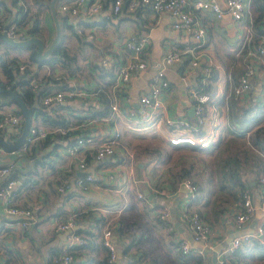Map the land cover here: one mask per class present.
Masks as SVG:
<instances>
[{
	"label": "crops",
	"instance_id": "crops-1",
	"mask_svg": "<svg viewBox=\"0 0 264 264\" xmlns=\"http://www.w3.org/2000/svg\"><path fill=\"white\" fill-rule=\"evenodd\" d=\"M4 2L11 10L17 6L4 21V26L13 19L16 23L26 21L31 27L33 15L39 12L41 34H32L28 30L26 38L40 36L48 47L57 31L51 8L44 7L36 0H18L16 5L12 0ZM111 2L103 0L100 10L84 21L87 28L94 30L93 38H84L74 32V14L56 11L63 33L60 39L63 36L62 43L68 55L63 58L57 56L53 64L31 61L32 79L45 92L70 86L82 90L79 95L67 96L60 105L50 104L52 113L59 119H65V124L71 127L68 131L70 138L86 133L96 139L102 138L118 127L127 146H121L105 160L88 158L89 169L96 179L86 188L78 184L77 178L87 169L80 167L79 157L60 152L66 140L56 138V132L36 139L33 149L29 150V158L22 150L8 151L0 146V164L15 162L10 175L21 179L16 186L13 203L35 205L37 216L33 224L24 227L18 217L5 212L6 198L0 196V264H53L55 260L61 261L65 247L69 246L73 260L66 264H107L109 250L103 242V232L107 226L112 228V238L117 248L116 259L110 264H196L197 257H201L205 264H219L218 256L238 236L243 237L242 243L228 256L238 264H264V234L260 235L257 231L264 224L259 183L260 176L264 175L263 161L254 152L256 160H252V166L245 161L239 166L245 170L243 177L249 182L250 186L247 187L256 205L254 213L242 224L236 220L242 205L239 191L235 188L231 195H226L219 186L215 189L209 186V180H215L217 185L220 178H225L222 159L226 155L221 151L215 159L213 154L217 149L239 147V136L245 137L251 144V129L240 130L234 123L233 112L242 114L245 106H249L252 108L249 113L255 114L259 111V103H264V95L260 93L263 76L259 70L257 90L246 91L243 95H238L234 90L246 64L256 61L251 49L256 41L255 36L243 49L240 48L248 24L252 25L253 33H257L259 21L256 22L255 18L258 13L256 5L252 3V23L248 16L239 20L230 13L217 17L211 10L200 11L199 18L208 27V33L199 50L214 61L213 75L216 76V80L210 76L206 81L215 83L216 91L201 126L204 132L213 136V142L211 146L201 148L186 143L172 144L171 136L185 133L188 129L165 120L167 116H195L190 88L197 84L199 77L197 68L189 65L194 51L186 50L194 41L185 29L173 26L175 16L168 11H154L148 5H138L133 8L129 6L128 12L123 10L114 14ZM145 31L149 32L151 43L140 56L148 61L147 67L140 69L124 86L115 88L118 65L132 57L124 38L138 36ZM5 46L12 55L29 61L30 48L1 43L0 50ZM171 49L182 50L183 57L164 66L170 86L163 93L164 105L159 109V120L141 124L126 113L109 116L113 88L115 97L124 109L137 106L140 94L150 90L152 75L162 66L164 54ZM4 77L0 67V78ZM92 90L96 93L93 94ZM105 94L109 101L102 99ZM17 106L18 103L12 98L0 101V108L16 110ZM103 109L108 112L96 113ZM258 122L264 123V116ZM32 123L50 129L57 126L40 118L36 121V109ZM16 130L10 123L0 127L4 137L13 140L20 134L15 138ZM229 130L232 131L231 136L225 134ZM55 142L58 145L54 150ZM134 150V156L130 157L129 151L134 153ZM36 153L38 157H31ZM132 159L135 167L133 173L129 169ZM192 163L193 178L202 180L204 186L196 192L195 197L190 196V190L181 180L178 179L176 186L172 182L181 175L184 166ZM252 170H258V173L250 172ZM111 173L115 175L110 176ZM64 179L68 180L69 185L60 190L57 185ZM147 188L155 195L146 193ZM139 191L144 196H140ZM165 209L169 210L167 223L159 216ZM192 209L201 210L203 217L213 225L207 241L196 240L193 236L186 218L187 212ZM69 217L74 218L73 227L60 228L58 223ZM71 232L84 235L85 242L70 244ZM180 240L189 242L191 254L182 253L178 243Z\"/></svg>",
	"mask_w": 264,
	"mask_h": 264
},
{
	"label": "built area",
	"instance_id": "built-area-1",
	"mask_svg": "<svg viewBox=\"0 0 264 264\" xmlns=\"http://www.w3.org/2000/svg\"><path fill=\"white\" fill-rule=\"evenodd\" d=\"M125 0H112L111 7L114 14L120 13ZM254 0H224L221 3L219 0H129V6L131 8L138 5H148L154 11H168L175 16L173 26L179 29H185L190 38L194 41L193 44L187 46L186 50L194 51L193 56L189 61V65L197 68L198 81L197 84L190 88V95L194 106V118L167 116L165 120L169 124H176L187 128V132L175 134L170 137L172 144H190L197 145L201 148H207L212 145L213 136L208 133L195 134V132L201 129V126L205 118V103L209 101L210 93L200 89V84L206 83L208 78L214 74L215 67L214 61L209 58L205 52L200 51L205 42V36L208 33V27L200 20L199 14L201 10H211L217 17H222L225 13H230L234 18L242 20L243 17L248 16L249 22H253V5ZM22 4V3H21ZM103 5V0H59L55 4L57 12H70L75 15L73 22V28L76 32L84 38H93L95 36L94 30L87 28L84 25V21L89 16L95 14L100 10ZM22 10H26L23 8ZM23 15H21L22 17ZM8 27L4 26V23L0 24V31L7 30V33L12 36H18L23 39L28 36V30L30 25H25L24 28L18 27L19 22H14L11 19L8 22ZM260 29L257 32L259 38L256 39L254 46L251 47L255 54L256 61L248 62L245 69L240 73L237 82L234 85V90L238 95H243L246 91L257 90V72H261L263 76V89L260 91L264 95V14L261 16L259 21ZM255 34L252 30V25L248 24L246 34L242 39L243 49ZM125 45L132 52V57L125 60L118 65V75L115 88L117 86H124L131 77L138 73L140 69L147 67L148 61L140 56V53L149 46L151 43L149 32L145 31L140 33L138 36H127L124 38ZM199 50V51H198ZM196 51V52H195ZM198 51V52H197ZM182 50L171 49L167 51L162 58V66L155 71L152 75L151 88L148 92H144L139 96V103L137 106L124 107L119 103V99L115 97V88L111 93L112 99L110 103L109 116H120L122 113H126L130 118L141 124H146L148 121L153 119L159 120V109L164 105L163 93L170 86V80L165 72V64L171 63L175 60L182 59ZM107 62L108 60L105 59ZM24 63L20 64V68L24 69ZM33 86L37 89L40 85L37 81L32 82ZM82 93V90L76 86H70L66 89H57L47 91L43 95V102L46 104L60 105L63 103L67 96H75ZM95 94L96 91L92 90ZM10 123L17 130L14 132L15 138L21 131L23 126V115L18 113L16 110H7L0 108V127H4ZM71 127L58 125L50 129L37 123H32L29 129V133L26 137L25 142L18 152L21 150H27L32 147V144L36 139L45 137L50 132L61 131L67 133ZM13 133V132H12ZM122 131L120 128L115 127L111 132L104 135L102 138H95L93 135L83 134L77 137L75 142L62 145L60 152L64 154H70L72 156L79 157V165L82 169L86 170L80 174L77 178L79 185L84 188L88 187L92 183L96 176L92 170L89 169L88 158L93 160L101 161L105 160L110 155L116 153L121 145ZM20 150V151H19ZM129 156H134V153L129 151ZM134 159L131 160L129 169L133 173ZM15 165V162H4L0 164V196L6 198L7 205L5 206V212L14 214L19 218V222L24 226L28 227L37 220L35 205H19L13 203V196L16 195V186L21 183V179L13 177L10 172ZM115 175L111 173L110 176ZM182 183L190 190L191 197L196 195L197 186L192 182L191 179L185 178ZM261 199L260 207L264 212V175L259 178ZM69 185L67 179L62 180L57 185V188L64 190ZM140 196H144L142 191H139ZM256 205L253 202V195L250 189L244 190L243 201L240 210L236 214V220L238 224H242L254 213ZM169 214V210L165 209L159 213L162 220L167 223L166 217ZM187 223L192 228L193 236L196 240L207 241L212 234L213 225L205 220L198 210H190L186 214ZM74 225V218L69 217L67 220L59 222L58 226L62 229H71ZM2 227L0 226V233ZM260 235L264 234V224H261L258 229ZM112 228L107 226L103 232V242L107 246L110 252L109 261L114 262L117 255V248L113 241ZM243 237H236L233 239L232 244L229 248L224 250L217 258L219 264H238L236 261L228 256L229 252L235 251L242 243ZM85 242L84 235L71 232L70 233V244H82ZM180 250L183 254L189 255L192 252L190 244L187 240H180L178 242ZM69 247H65L64 255L61 261L55 260L53 264H66L72 261L73 255L68 250ZM196 264H205L200 261Z\"/></svg>",
	"mask_w": 264,
	"mask_h": 264
},
{
	"label": "trees",
	"instance_id": "trees-1",
	"mask_svg": "<svg viewBox=\"0 0 264 264\" xmlns=\"http://www.w3.org/2000/svg\"><path fill=\"white\" fill-rule=\"evenodd\" d=\"M36 1L39 2L40 4L44 5V7H47V8L50 7V0H36ZM12 3L13 4L18 3V0H12ZM254 5H256L255 8L258 10V13L255 14V16H256L255 18H256V22H257V21H260L261 16L264 14V0H255ZM3 8H4L5 14L3 13ZM21 8H22V6L19 5V9H21ZM128 9H129V0H125L124 4H123V8L121 11L125 10L126 12H128ZM138 9L139 8L137 7L136 10H138ZM129 12H131V11H129ZM11 14H12V10L7 7L4 0H0V24L4 23V21H6V19H8ZM33 20H34V23H33V26L31 25V27L29 28V33H32V34L37 33L40 35L41 34L39 32L40 31V25H39L40 24V17H39L38 11H36L35 15H33ZM26 24H27V22L23 21V22H19L18 26H22V28H24ZM259 29H260V27H257V32L259 31ZM73 30H74V28H73ZM74 32L77 33L76 30H74ZM62 35H63V33H62ZM255 37H256V39L259 38L258 33L255 34ZM62 41H63V36H62V39H60L56 48L47 57H45L41 60L36 57V43H34V42L24 45V47L30 48V50H31L30 55H29V61L20 60V58L18 56L12 55L10 53L8 47H6V46L4 47L3 50H0V67H1L2 72L5 75L4 78H0V85L13 87L18 93H20V95L22 96V98L24 99V101L27 104H29V105L35 104L36 105V121H38V118H40L41 121L50 122V123L57 125V126L58 125L65 126L67 124V121L65 119L64 120L59 119V117L54 115L52 113V111L50 110L51 105L43 102L42 96L46 93L45 92L46 90L45 89L42 90V88L36 89L33 86V84L31 83L32 78L34 77L33 70L31 67V61L40 62V63L48 62V63L53 64L57 61V56H60L61 58L65 57L66 55H68V51L63 46ZM1 43H5L6 45L10 46V44L8 42L4 41L3 39H0V45H1ZM21 63H26L24 69L20 68ZM211 76H212L211 79L216 80L215 75L212 74ZM51 80L54 81V79H51ZM200 89L210 93L211 98L209 99L208 102L205 103V113H206L207 106L211 102V100L215 94V91H216L215 83L209 81L207 83L200 84ZM10 98H11L10 93H8L6 91L0 92V101H3L5 99L9 100ZM102 99L109 101L106 94L104 95V97L102 96ZM12 101H15V100L12 99ZM258 107H259V111L255 114H253V112L251 114L249 113L250 110L252 109L249 106H245V109L243 110L242 114H239L235 111L233 112V115L235 117L233 119L234 123L236 122L235 124L238 126V128L240 130L245 131V130L251 129L250 141H251L252 145L249 148L246 147L243 150L237 151L235 154H228V155L224 156V158L222 159V161H223L222 165L224 167L225 178L218 180V182H220L219 183L220 184L219 189L221 191L223 188L221 189L220 187L230 185L229 186L230 190L226 191V188H225L221 192H224V193L228 192L231 195L233 190H235V188H236V191H239V193H238L239 195L238 194L237 195L240 197V201H243L244 190L247 189L248 188L247 186H250V185H249L248 181L244 180L243 174H244L245 170L240 169L239 166L244 161H245L244 163L249 164V166H252L254 163V161H252V160H256V158H254L255 153H257V156L259 157V159H261L263 161V165H264V123L261 124L258 122L264 116V103H259ZM208 108H209V106H208ZM16 111L18 113H22L19 105L17 106ZM107 112L108 111H106L104 109H103V111H99V110L96 111V113H107ZM254 123H257V124L254 126ZM73 132H71V133H73ZM56 133H57L56 138L66 140L64 142L66 144L74 142V139L77 138V136L70 138L71 136H70V133H68V132L67 133L56 132ZM204 133H206V132H204V129H202V128L199 131L195 132V134H197V135L198 134H204ZM49 135H51V133ZM49 135H48V137H49ZM57 145H58V142H55L54 143V147H55L54 150L57 148L56 147ZM121 145L124 146V142L121 141ZM31 148H29L27 150H22L26 154L27 158L30 157L29 150H31ZM228 148H227V150H228ZM54 150H52V151H54ZM32 152L35 153L34 151H32ZM31 157H34V158L38 157L37 153L33 154ZM37 160H39V159H37ZM193 166H194L193 163L189 166H184L183 171L180 173L181 175L178 176L176 179L172 180L173 184H175V186H176L178 179L181 180V182H182L183 179L189 178L197 186L196 192L199 190H202L204 188L202 180L195 179L192 176L191 170H192ZM250 172H255V173L257 172L258 173V170H252ZM11 176H13V175H11ZM210 181L211 180H209V182ZM226 187H228V186H226ZM192 210H198L203 217L201 210H199V209H192ZM205 220H207V219H205ZM109 256H110V252L106 258L107 264L113 263V262L109 261ZM199 261H201V257H197V259H195V263H197Z\"/></svg>",
	"mask_w": 264,
	"mask_h": 264
},
{
	"label": "water",
	"instance_id": "water-1",
	"mask_svg": "<svg viewBox=\"0 0 264 264\" xmlns=\"http://www.w3.org/2000/svg\"><path fill=\"white\" fill-rule=\"evenodd\" d=\"M57 0H51L50 1V8L54 14L55 20H56V36L54 37L53 41L49 44L48 47H46L45 41L42 37L37 36V35H33L30 36L28 38H19L18 36L12 37L7 33V30H3L0 31V39H3L4 41L12 44V45H26V44H30L32 42L36 43V57L38 59H43L45 57H47L58 45L59 40L61 38L62 35V26L61 23L58 19V15L56 12V8H55V4H56ZM5 27H8V23L5 24ZM1 91H6L8 93H10L11 98L14 99L18 105L21 108V112L23 115V126L21 128L20 134L16 139H11L9 137H4V134L2 132H0V146H2L3 148H5L8 151H12V150H17L20 149L21 146L23 145V143L26 140V137L29 133V129L30 126L33 122V114L34 111L36 109V105L32 104L29 105L27 104L24 99L22 98V96L20 95V93H18L13 87L11 86H4V85H0V92ZM194 111V108L192 109V112ZM146 193L152 195H155V193H150V189L147 188Z\"/></svg>",
	"mask_w": 264,
	"mask_h": 264
},
{
	"label": "rangeland",
	"instance_id": "rangeland-1",
	"mask_svg": "<svg viewBox=\"0 0 264 264\" xmlns=\"http://www.w3.org/2000/svg\"><path fill=\"white\" fill-rule=\"evenodd\" d=\"M13 5H16V4H13ZM14 7L16 8L17 6H14ZM14 7H13V9H14ZM13 9H12V10H13ZM225 134L231 136V135H232V131L229 130V131L225 132ZM239 140H240V146H239V147L234 148V149H232L231 147H229L228 150H227V147H226V148H223V150H222V148L217 149L216 153L213 154V157L216 159V154H217V153H220L221 151H222V153H224V155H228V154H233V153H235L236 151L243 150V149L246 148V147L249 148V147L251 146V144L248 143V142L246 141L245 137H243V136H239ZM121 141L123 142L122 138H121ZM124 145L127 146L126 144H124ZM129 149H130V150H133V149L130 148V147H129ZM135 152H136V151L134 150V154H135ZM175 153L177 154V151H176ZM217 177H218V176H217ZM220 179H222V178H220ZM209 186H210V188L215 189L217 186H220V184H217V185H216V182H215L214 180H211V181L209 182ZM226 186H228V187H226ZM226 186H222V187H220L221 189L223 188L221 191H223L225 188H226V191H227V190H230V187H229L230 185H226ZM225 194H226V195H230L228 192H225Z\"/></svg>",
	"mask_w": 264,
	"mask_h": 264
}]
</instances>
